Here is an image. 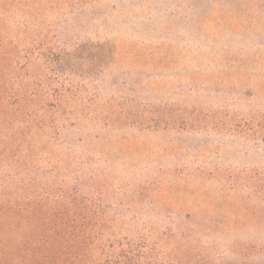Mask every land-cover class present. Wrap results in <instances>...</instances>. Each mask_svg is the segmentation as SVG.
<instances>
[{
  "label": "rangeland",
  "instance_id": "1",
  "mask_svg": "<svg viewBox=\"0 0 264 264\" xmlns=\"http://www.w3.org/2000/svg\"><path fill=\"white\" fill-rule=\"evenodd\" d=\"M50 1L6 15L57 94L0 156L7 246L80 224L113 261L264 264V0Z\"/></svg>",
  "mask_w": 264,
  "mask_h": 264
},
{
  "label": "trees",
  "instance_id": "2",
  "mask_svg": "<svg viewBox=\"0 0 264 264\" xmlns=\"http://www.w3.org/2000/svg\"><path fill=\"white\" fill-rule=\"evenodd\" d=\"M34 1L37 0H0V156L8 149V139L24 140L22 131L35 120L43 119L57 96L46 93L49 85L29 74L32 64L39 59V49L25 43L24 37L13 36L9 29L12 22L6 17L8 13L20 16L24 8L36 12L46 9L44 5H32ZM54 1L57 0L50 1L51 5ZM8 214V210L0 209V221ZM79 225L55 223V236L32 237L17 251L14 246H7L8 236H0V264H141L144 257L149 261L145 264H152V256H144L143 250L144 255L133 247L115 250L113 257L117 261L111 260L105 247L100 248L98 256L89 248L100 241L104 245V240L90 236L89 226Z\"/></svg>",
  "mask_w": 264,
  "mask_h": 264
}]
</instances>
